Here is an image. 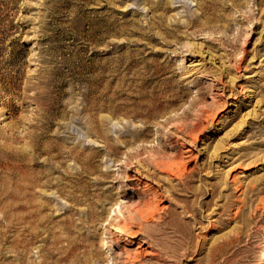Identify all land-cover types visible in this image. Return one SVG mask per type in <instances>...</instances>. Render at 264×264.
Instances as JSON below:
<instances>
[{"label": "rangeland", "instance_id": "obj_1", "mask_svg": "<svg viewBox=\"0 0 264 264\" xmlns=\"http://www.w3.org/2000/svg\"><path fill=\"white\" fill-rule=\"evenodd\" d=\"M0 264H264V0H0Z\"/></svg>", "mask_w": 264, "mask_h": 264}, {"label": "bare ground", "instance_id": "obj_2", "mask_svg": "<svg viewBox=\"0 0 264 264\" xmlns=\"http://www.w3.org/2000/svg\"><path fill=\"white\" fill-rule=\"evenodd\" d=\"M180 156V155H179ZM177 157H178V155L177 154H174L173 156H171V158H173V159H177ZM137 160V159H136ZM134 161V160H133ZM158 162V161H157ZM156 162V164H155V166H156V169L158 170V171H161V169H160V164L159 163H157ZM137 163V162H136ZM161 163V162H160ZM176 163V162H175ZM127 167H128V170H130V171H133V172H135V175H126V179H127V181L128 182H130V181H139V178L138 177H136V175L138 176V175H140V171H138V170H136V166L135 165H133V163L132 162H129V160H128V162H127ZM184 172L183 173H181L180 175H179V178H181L182 180H184V181H182V182H180V184L182 185V186H185V179L186 178H184L183 179V177H184ZM152 177H156V175L155 174H152ZM135 183V182H134ZM135 206L136 207H142V206H144L145 207V209L144 210H137L136 211V215L137 216H139V217H141L146 211H148V210H150L153 206H152V204H151V202H144V201H142V200H137L136 201V203H135ZM134 206V207H135ZM91 217H93V215L91 214L90 215ZM138 217V218H139ZM122 218L124 219V213L122 212V208H121V206H120V209L119 210H117L116 211V213L114 214V216L113 217H111V223H110V226H111V232L113 231L114 233H119L120 234V231H119V229H118V225L122 222ZM127 219L128 220H131V221H133L134 220V218L132 217V216H128L127 217ZM140 219V218H139ZM166 225V224H165ZM161 226H163V225H161ZM125 227H128L127 226V223H126V225H125ZM110 228V227H109ZM110 231H109V238L111 237V235H112V233H111ZM122 232V231H121ZM145 232H147L146 231V229L145 228H141L139 231H137V232H135V235L134 236H141V235H145ZM120 238V240H118V241H120V242H122L123 240H122V238L121 237H119ZM118 238V239H119ZM150 238V237H149ZM89 236H88V234H87V236H84V237H81V236H78L73 242H72V244H71V246H70V250H69V252L71 253V255H74V256H76L77 257V255H78V253H77V251H80V249H82V248H84V254H85V256H89L90 255V252H87V248L89 247ZM144 243H146V242H144ZM66 251H67V249H66ZM66 251H63L64 252V255H62V258H65L67 255V252ZM122 253V252H121ZM121 253L119 254V255H117L116 257H118V258H120V256H121ZM73 257V256H72ZM61 258V257H60ZM121 259V258H120ZM61 260V259H60ZM119 260V259H118ZM73 263V262H72Z\"/></svg>", "mask_w": 264, "mask_h": 264}]
</instances>
